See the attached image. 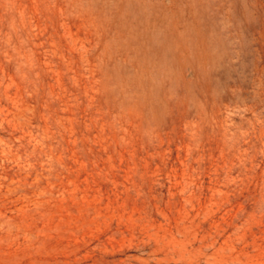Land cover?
<instances>
[{"label":"rangeland","instance_id":"374dc122","mask_svg":"<svg viewBox=\"0 0 264 264\" xmlns=\"http://www.w3.org/2000/svg\"><path fill=\"white\" fill-rule=\"evenodd\" d=\"M0 264H264V0H0Z\"/></svg>","mask_w":264,"mask_h":264}]
</instances>
